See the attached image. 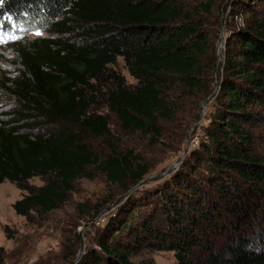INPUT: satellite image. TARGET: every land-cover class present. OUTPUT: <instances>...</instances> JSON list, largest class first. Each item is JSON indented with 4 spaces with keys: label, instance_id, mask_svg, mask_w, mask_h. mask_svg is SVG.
Listing matches in <instances>:
<instances>
[{
    "label": "trees",
    "instance_id": "16d2710c",
    "mask_svg": "<svg viewBox=\"0 0 264 264\" xmlns=\"http://www.w3.org/2000/svg\"><path fill=\"white\" fill-rule=\"evenodd\" d=\"M0 24L26 30L10 44L23 68L0 77L16 98L0 112V183L27 192L17 215L53 218L79 181L103 176L127 201L75 264H136L145 251L264 264V0H0ZM171 160L182 164L129 193ZM78 225L62 258L34 264H72Z\"/></svg>",
    "mask_w": 264,
    "mask_h": 264
},
{
    "label": "rangeland",
    "instance_id": "374dc122",
    "mask_svg": "<svg viewBox=\"0 0 264 264\" xmlns=\"http://www.w3.org/2000/svg\"><path fill=\"white\" fill-rule=\"evenodd\" d=\"M229 13L230 10L226 14L228 15ZM11 26L13 29L6 30L0 24L1 79L6 76L17 75L19 70L23 68L10 44L22 39L26 34V30L17 25ZM225 26L222 28L221 33V37L224 40L228 36ZM37 33H40V36L45 35L41 30L32 32L29 35L30 37L39 36ZM220 41L221 39L218 45ZM223 45L222 51H224L225 43ZM114 68L126 75L129 82H136L126 68L122 57L118 58ZM15 103V96L10 95L0 85V112L9 109ZM202 120L206 123L205 119ZM199 131L191 132L188 140L189 146H187L188 151L199 146ZM167 154L172 156L170 153ZM173 156L177 157L178 155L175 154ZM150 158L160 159V155H150ZM172 161L156 166L155 171L145 179V182L137 185L132 190L144 188L149 190L154 187L157 180L168 176L164 174L171 166L178 164L177 161L172 164ZM31 184L40 187L43 182L41 179L35 178L31 181ZM25 195H27V192L19 189L15 183L9 181L0 183V247L6 250L5 261L7 264H34L39 259H46L49 256L62 258V250L69 246V243L74 239L77 222L79 224L77 232L82 237L77 253L79 260L87 248L93 247L98 238V232L104 229L110 218L118 213L127 201L126 194L118 195V192L107 183L103 176H98L95 180L84 179L77 183L71 204L64 210L57 212L53 218H47L45 221H38L35 225H31L24 217L17 215L14 210V204ZM112 198H114L113 201ZM79 204H87L90 208L85 219L77 220L76 224H74L73 219L80 215L77 212ZM132 260L136 264H178L175 253L171 251H145L141 255L133 257Z\"/></svg>",
    "mask_w": 264,
    "mask_h": 264
},
{
    "label": "water",
    "instance_id": "95a60500",
    "mask_svg": "<svg viewBox=\"0 0 264 264\" xmlns=\"http://www.w3.org/2000/svg\"><path fill=\"white\" fill-rule=\"evenodd\" d=\"M223 43H226V40H224L223 37H221V41H220V43L218 45L219 64H221L222 60H223V51H222V49L224 47ZM218 88H219V85H218V83H216V88H215V92L214 93L217 92ZM212 96L213 95L208 97L207 100L205 101V103L201 106V119L203 118V115H204V108L206 107V105L208 104V102H209V100L211 99ZM188 146H189V144H188ZM183 160H184V157H183L182 161ZM182 161L180 163H178V164H174L173 166H171L164 175L165 176L169 175V173H171L174 169L178 168L182 164ZM144 182H145V180L142 181L139 185H141ZM132 191L133 190H131L130 193ZM78 258H79V256H77V258L73 261L72 264H75L78 261Z\"/></svg>",
    "mask_w": 264,
    "mask_h": 264
},
{
    "label": "snow or ice",
    "instance_id": "6c2138e0",
    "mask_svg": "<svg viewBox=\"0 0 264 264\" xmlns=\"http://www.w3.org/2000/svg\"><path fill=\"white\" fill-rule=\"evenodd\" d=\"M40 33H37V35H39Z\"/></svg>",
    "mask_w": 264,
    "mask_h": 264
}]
</instances>
